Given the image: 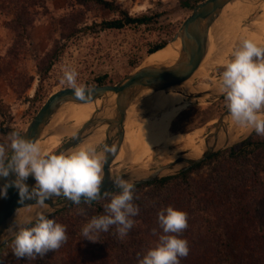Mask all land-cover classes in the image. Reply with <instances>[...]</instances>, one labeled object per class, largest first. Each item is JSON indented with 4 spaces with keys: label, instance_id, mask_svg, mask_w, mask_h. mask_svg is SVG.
<instances>
[{
    "label": "rangeland",
    "instance_id": "374dc122",
    "mask_svg": "<svg viewBox=\"0 0 264 264\" xmlns=\"http://www.w3.org/2000/svg\"><path fill=\"white\" fill-rule=\"evenodd\" d=\"M110 1L129 10L132 15H156V21L149 25L103 30L98 24L118 17L119 12L96 3L84 5L78 0H39L32 9L30 38L24 39L18 24L13 21L17 12L15 6L8 0H0V169L31 119L52 93L66 87H92L91 84H96L97 78L102 76H106L108 83L119 82L147 62L152 54L149 49L154 43L163 40L170 43L193 10L183 7L180 0ZM240 8H232L222 15L216 31L215 50L205 59L216 62L222 56L229 63H216L209 72L197 70V73L204 75L192 76L191 82H188L189 79L184 83L189 84L186 86L191 92L209 90L211 86L222 90L221 85L229 80L238 83L243 74L257 68L264 59V46L250 48L241 37L242 33L244 38L250 40L264 36L261 29L258 30L264 24L252 23L263 11L256 10L239 24L236 19L237 15L240 18ZM74 26L79 29L66 39L65 36L73 32ZM246 26L251 31L245 32ZM58 42L66 45L65 50L41 83L40 64L46 67L43 62ZM252 81L251 91L243 104L253 98L261 101L249 105L238 117L239 121L245 123L254 120L248 130L264 117V112H260L264 104V75ZM203 82L211 86H201ZM37 90L43 101L33 100ZM233 92L212 103L207 101L209 99L207 103H202L198 98H187L183 102L176 99L177 105L189 103L175 117L173 131L188 135L200 128L204 132L200 137L203 140L214 127L212 123L218 120L221 109L229 103ZM150 113L147 109L144 115L149 116ZM57 117L47 130L48 138L58 134L57 137L43 147L47 152L28 163L26 172L38 166L48 154L71 137V132L66 128L74 121L60 124ZM258 128H261L259 138L264 140L263 121L249 133L247 131L227 145H220L226 146L220 151L222 154L192 170L188 183L173 180L163 194L158 193L160 191L153 185L132 191L136 202L134 214L140 216L135 223L121 217L128 196L119 190L103 198L110 217L97 226L88 205L48 209L0 248V264H150L145 253H137L135 249L130 254L125 252L127 256H124L115 233L112 235L106 231L119 228L120 235H126L123 241L129 240L128 245L133 249L135 244L139 247L140 235L145 239L141 232L139 235L140 230H149V234L155 236L158 227L172 228L169 242L178 247L175 257L179 264H228V261L234 264H264V152L258 151L255 156L247 158H233L228 151ZM105 144L106 141L102 140L94 148L96 153H101ZM181 147V143L172 145L166 155H156L150 167L189 153L190 150H181ZM172 149L176 150L172 153ZM64 162L53 170V179L65 177L77 166L76 163L67 166ZM117 165H113L117 172L141 167L133 161L122 168ZM78 176L70 174L69 177ZM157 204L166 207L159 212L155 208ZM209 209L213 216L202 215L204 210ZM43 217L46 218L38 222ZM121 224L125 226L124 231Z\"/></svg>",
    "mask_w": 264,
    "mask_h": 264
},
{
    "label": "water",
    "instance_id": "95a60500",
    "mask_svg": "<svg viewBox=\"0 0 264 264\" xmlns=\"http://www.w3.org/2000/svg\"><path fill=\"white\" fill-rule=\"evenodd\" d=\"M232 1L234 0H202L193 8L192 13L184 20L168 43L177 48L179 52L172 62H146L117 83L92 87H66L52 93L47 98L29 122L23 136L11 149L5 164L0 169V248L42 214H45L48 209L60 210L101 194L180 174L196 167L226 147L217 146L216 138L221 131H228L227 118L232 113L241 110V101L250 88L248 82L254 74L264 68V62L254 72L246 73L239 83H223L221 85L223 89L220 91L213 88L190 93L184 89L179 90L187 98L207 97L206 100L209 99L207 101L212 103L229 92L241 89L232 106L219 116L212 130L205 136L206 147L201 155H186V153L162 165L141 166L121 172L113 168L114 161L125 141L128 109L132 105H136L139 109L151 93L171 87H180L195 74L207 55L215 50L218 22L225 6ZM245 2L250 3L252 7L240 18L237 15L236 21L239 24L251 13L261 9L264 0H245ZM239 24H237L238 27ZM99 100L103 101L101 106L87 122L75 130L66 142L48 154L38 166L26 172L29 153L33 146L39 139L47 136L51 122L67 105L97 103ZM260 112H264V104ZM104 125H107L103 131L105 133L103 140L106 144L100 151L102 158L94 171L88 176L53 179L52 172L56 166L69 158L80 147L79 145ZM94 152L97 151L94 149ZM33 204H46L48 207L46 211L38 215L22 221L15 220V215L21 208Z\"/></svg>",
    "mask_w": 264,
    "mask_h": 264
},
{
    "label": "bare ground",
    "instance_id": "6f19581e",
    "mask_svg": "<svg viewBox=\"0 0 264 264\" xmlns=\"http://www.w3.org/2000/svg\"><path fill=\"white\" fill-rule=\"evenodd\" d=\"M235 7H241L240 9L242 12L240 13L239 16L241 17V15H243L252 6L250 5V3L245 2V0H234L232 2H229L225 6L222 15L225 14L228 10ZM261 9L263 13L261 14V16H257L252 23L264 24V2L261 4ZM260 29H261L260 32L264 34V27L258 28V30ZM244 31L249 32L251 30L249 29L248 26H246V29ZM242 34L241 37L243 38V40H245V42L243 43L249 44L250 48H255V47L257 48L260 46H264V36L260 39L252 38L254 40H250L244 38ZM178 55L179 52L177 48H175L171 44H168L164 48H161L160 50L150 54L149 58L147 59V62L148 63L172 62L174 59L177 58ZM221 57H219L216 62L215 61L209 62L208 60H205L198 70H201L203 72L206 71L209 72L216 63H223V64L229 63V60L227 58L225 57L221 58ZM202 75L204 74H199L195 72L193 77L195 78L197 76H202ZM191 81L192 78H190L188 82ZM234 82L235 81L229 80L227 83L229 84ZM200 84L201 86H203L202 84L210 85L205 82ZM186 85L189 84L187 83V84H183L180 87L176 86V87H171L169 89H162L153 92L143 101L139 109H137L136 105H132L128 109L125 141L122 145L119 155L116 157L114 161L115 164H118L117 167L122 168L129 161H133L134 163L139 164L142 167H149L154 161V157L156 155L164 156L169 151L170 146L172 145L176 146L177 144L180 143L182 144L181 150H190L189 153H187L186 155L198 156L202 154L204 148L206 147L204 139L203 140L200 139L203 132L202 129L200 128L196 129L188 135H183L181 131H176V132L173 131L175 117L178 116L185 109V107L188 106L189 103V102L185 103L183 106L177 105L175 103L176 99L179 102L187 101L186 95L180 93L179 91L181 89H184L186 92L190 93L191 89H189ZM211 87L217 91L220 90L219 89L220 87H215V86H211ZM195 92H197V90H195ZM199 101H201L202 103H207L206 97L199 98ZM259 101H261V99L253 98L248 103L241 105V107H244V109L240 107L241 111H236L227 118L226 121H228L229 123L228 131H224L222 129L223 131L219 133V136L216 138L217 146L229 144L232 140L239 138L247 131L249 133L264 121V117H263L261 120L253 124V126L248 130V126H250L254 120H251L249 123H245V121H241V120L239 121L238 119L239 113L242 114L243 110L245 111V108H247L249 105L253 106L255 103H258ZM102 102H103L102 100H99L97 103L92 102L86 104H69L68 109L64 110L62 115L57 117V121H59L57 123L64 124L67 123L69 120H73L74 123L69 128H66L67 131H70L72 135V133H74L75 130L79 129L85 122H87L90 119L91 115L94 112H96L98 107L101 106ZM147 109L148 111L151 112L149 116L144 115ZM216 122L217 120L212 124H215ZM52 125L55 126V123L53 122ZM106 128L107 125L100 127L93 135H91L86 141H84L80 145L77 151L73 153L69 159H67L65 162L62 161L67 166H69V164L72 163L77 164L75 169L70 170L66 174L65 178L69 177L70 174L75 176L76 175L88 176L94 171L96 165L99 163V161L102 158V154L95 153L93 150L104 139L105 133L103 131H105ZM57 135L58 134L50 138H48L47 135L44 138L39 139L29 153V162L32 159L36 158L37 156L43 154L46 151V149H43V147H46L45 146L46 144L51 143L53 138L57 137ZM199 141L200 143L197 144ZM88 150H90L89 153ZM175 150L176 149H172L170 151H172L173 153V151ZM84 157L87 158L84 159L83 161ZM47 207L48 206L46 204H33V205L25 206L16 213L15 220L22 221L25 218H29L34 215L43 213L44 211H46Z\"/></svg>",
    "mask_w": 264,
    "mask_h": 264
},
{
    "label": "trees",
    "instance_id": "16d2710c",
    "mask_svg": "<svg viewBox=\"0 0 264 264\" xmlns=\"http://www.w3.org/2000/svg\"><path fill=\"white\" fill-rule=\"evenodd\" d=\"M23 1V3H21ZM79 3L81 4H91V3H96L105 6L106 8L110 9L111 11L119 12L118 17H114L112 19L104 20L101 23L98 24L100 26V29L107 30V29H123L127 26L130 25H135V26H142V25H149L153 21H156L157 16L156 15H151L147 13H143L140 15H132L130 14L129 10L123 9L119 7L115 2L110 1V0H78ZM200 1L202 0H180L181 5L183 7H188V8H194ZM12 5L15 6L17 12H16V17L14 18V22L18 24V29L21 33V35L24 37V39H29V27L31 26L33 22V18L31 15H33V7L36 6L39 3V0H8ZM73 32L65 36L66 39H69L71 35H75L76 30H78L75 26L73 28ZM168 43V40H163L162 42H157L154 43L150 49L149 52L153 53L158 51L159 49L165 47ZM65 44L62 43H56L55 46H53L52 51L47 55L46 59L44 60V64H46V67L41 65V68L39 69V73L41 74V83L45 79V77L48 75L51 67L56 63V61L59 59L60 55L65 50ZM100 84H108L106 76L98 77L97 78V83L96 84H91L92 86ZM40 90V89H39ZM44 100L39 94V91L37 90L36 96L33 98L34 101L36 100ZM261 128H258L254 130L248 138H246L244 141L240 142L239 144L231 147L228 149L230 155L233 158H247V157H252L257 154L258 151L264 152V140H261L259 138V130ZM222 152H218L217 154L211 156L208 158L206 161L202 162L201 164L197 165L196 167H193L187 171L181 172L180 174L177 175H172V176H167L163 177L160 180L153 181V182H148L146 184H140V185H134L130 187L123 188L119 191L125 192L126 195L128 196L125 199V210L122 214V218L124 220L129 221V223H135L134 221H137L140 216H137L135 213V206L136 202H134V196L132 195V191L138 190L140 188H143L144 186H150L153 185L157 191H160L158 193L163 194L162 192H165L167 187L169 186L170 182L173 180H180L182 182L188 183V177L189 173L194 170L197 167L202 166L206 162L213 160L214 158H217L219 155H221ZM166 188V189H165ZM165 189V190H164ZM164 190V191H163ZM114 192H109L105 194H101L97 197L88 199V200H83L80 202H77L73 204V206L76 205H84V206H89V209L92 213V219L97 226L98 224H103L108 220L110 217L108 214V208L106 207L105 201H103V198L106 196L112 194ZM148 203V202H147ZM166 206H160L157 204L155 208L163 211V209ZM169 209V208H168ZM202 215H208V216H213V212L209 210H204ZM46 217L41 218L38 220V222H42ZM121 229L124 231L125 226L123 224L120 225ZM172 228H165V227H158V229L155 232V236L149 234L148 231H139L143 234V237L145 239L143 240L141 238V235L139 237V247L136 246L135 244V238L134 239V248L132 249L128 244L129 240L123 241V237L126 235H120V230L119 228L112 230L109 229V231H106V233H111L112 235H115V239H119V246L121 245V253L125 252L127 254H130L134 249L137 251V253H145L146 257L148 258L150 264H179V261L176 259V254H177V248L174 244L169 242V237H171L170 231ZM173 232V231H172ZM157 236V237H156ZM131 239V238H130ZM132 240V239H131ZM133 241V240H132ZM124 242V243H122ZM143 243H145L143 245ZM117 245V244H116ZM142 245L146 248H143ZM118 247V245L116 246ZM125 254L124 256H127ZM228 264H234L232 262H227Z\"/></svg>",
    "mask_w": 264,
    "mask_h": 264
},
{
    "label": "flooded vegetation",
    "instance_id": "af4514ba",
    "mask_svg": "<svg viewBox=\"0 0 264 264\" xmlns=\"http://www.w3.org/2000/svg\"><path fill=\"white\" fill-rule=\"evenodd\" d=\"M263 62H264V59H262V61H260L259 66H257V68H254L253 70H250V71H248V72H246V73L254 72L256 69L260 68V66H261V64H262ZM246 73H245V74H246ZM245 74H243L242 77L239 78V82L242 81V80L244 79ZM263 75H264V68H261L256 74H254V75L252 76L251 80L248 82L250 88H249L248 92L244 95V97H243V99H242V101H241L242 104L246 102V100H247V98H248L247 95H248V93L251 91V88H252V82H253L252 80H253L254 78H256V77L263 76ZM239 82H238V83H239ZM240 92H241V89H238V90H236L235 92L232 93V96L229 97V103L226 105L225 108H222V109H221L220 114H219L220 116H221V114L223 113V111L229 109V108L232 106L233 102L236 100V98H237V96L239 95ZM213 125H214V124H213Z\"/></svg>",
    "mask_w": 264,
    "mask_h": 264
}]
</instances>
